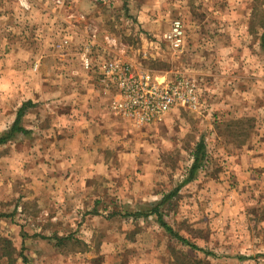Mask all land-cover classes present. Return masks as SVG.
<instances>
[{
  "label": "rangeland",
  "instance_id": "rangeland-1",
  "mask_svg": "<svg viewBox=\"0 0 264 264\" xmlns=\"http://www.w3.org/2000/svg\"><path fill=\"white\" fill-rule=\"evenodd\" d=\"M176 20L179 49L166 39ZM263 32L264 0H0V135L33 105L29 133L0 146V234L25 256L16 264H264ZM112 60L159 82L194 81L196 109L149 124L114 114L98 70ZM70 113L89 117L82 144L97 145L103 164L68 168L77 162L58 140L46 154L52 119ZM200 140L204 165L162 214L214 257L133 215L181 185Z\"/></svg>",
  "mask_w": 264,
  "mask_h": 264
},
{
  "label": "built area",
  "instance_id": "built-area-1",
  "mask_svg": "<svg viewBox=\"0 0 264 264\" xmlns=\"http://www.w3.org/2000/svg\"><path fill=\"white\" fill-rule=\"evenodd\" d=\"M166 39L175 49L182 46L180 21L173 22ZM85 66L90 67L87 59ZM98 70L106 86L116 92L111 111L139 124L155 122L177 106L196 109L198 104L199 88L187 78L159 82L152 75L136 73L129 64L116 60L100 64Z\"/></svg>",
  "mask_w": 264,
  "mask_h": 264
},
{
  "label": "trees",
  "instance_id": "trees-1",
  "mask_svg": "<svg viewBox=\"0 0 264 264\" xmlns=\"http://www.w3.org/2000/svg\"><path fill=\"white\" fill-rule=\"evenodd\" d=\"M261 46L264 48V32L261 35ZM33 105L31 102H25L19 107V109L16 112L15 119L12 122L11 126L4 131L0 135V146L7 145L11 141H13L17 135H27L29 132L27 129H25L22 125L23 117L25 116L28 108L32 107ZM206 148L205 143L203 140H200L194 147V152L192 153V164L189 168L188 177L181 183L179 187L174 189L173 191L169 192L168 194L163 195L160 202L153 205L149 210H147L146 213H138L133 214L134 217L138 216H154L156 218V222L159 224L161 228L164 229L165 232H167L171 238L176 239L180 244L186 245L189 249L194 250L198 253H204L205 256H213L214 255L211 252H207L205 250H201L195 245L191 244L188 240L184 239L181 235H179L177 232H175L169 224H167L163 219L162 214V207L165 205H170L172 199H174L176 196H178V192L180 190V187L191 182L194 177L196 176L197 172L202 168L204 165V160L207 158L206 156ZM2 218H8V216L0 214V220ZM16 249L14 248L12 242L7 239L4 236H1L0 234V261L5 259L8 264H16L17 258L20 257L22 259V262H26L25 256L21 252L17 253ZM180 264H212L207 258L204 259H195L192 260L188 256L183 255L182 260L180 261Z\"/></svg>",
  "mask_w": 264,
  "mask_h": 264
},
{
  "label": "crops",
  "instance_id": "crops-1",
  "mask_svg": "<svg viewBox=\"0 0 264 264\" xmlns=\"http://www.w3.org/2000/svg\"><path fill=\"white\" fill-rule=\"evenodd\" d=\"M93 101L94 100L91 99V102L94 103L92 104V107L98 108L100 111H102L100 107L102 106L101 105L102 103L100 102L101 104H99L98 102H93ZM85 119H89V117L86 116L84 118L82 117L80 120H76L71 115V113L68 116H65V117L62 116V118L60 116V117H56V119H52L56 122V124L58 122L57 128L59 130L58 132H56L58 134L56 133L54 134L53 132L51 133V136H49L50 140H55V141L54 143L49 142L50 146L46 154L51 157H55L56 152H58V146H57V141H56L58 140L60 152L64 153L63 155H65V158L67 159V157L72 156L71 158H73V160L77 162L75 163V166H74L73 161L71 162L67 159V162H70V164L68 165V168H71V165H72V168H95L94 166L95 164L96 166H99V164L100 165L103 164V162L101 163V161L99 160H97L96 162L94 161L95 158L98 157L99 159L100 157L97 145L87 146L85 144H82L85 138V134L87 132L85 130V126L88 125ZM92 124L93 125L95 124V126H97L96 123L94 122H92ZM59 134L61 136H58ZM90 134H94L95 137L97 135L93 131H90ZM82 157L86 158L87 162H83V161L81 162L80 160H82ZM34 166L35 165H33L32 167Z\"/></svg>",
  "mask_w": 264,
  "mask_h": 264
}]
</instances>
